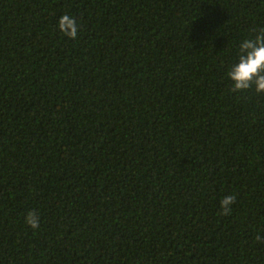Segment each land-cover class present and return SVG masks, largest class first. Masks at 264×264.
Listing matches in <instances>:
<instances>
[{
    "label": "trees",
    "instance_id": "trees-1",
    "mask_svg": "<svg viewBox=\"0 0 264 264\" xmlns=\"http://www.w3.org/2000/svg\"><path fill=\"white\" fill-rule=\"evenodd\" d=\"M261 28L264 0H0V264H264V93L226 78Z\"/></svg>",
    "mask_w": 264,
    "mask_h": 264
},
{
    "label": "clouds",
    "instance_id": "clouds-1",
    "mask_svg": "<svg viewBox=\"0 0 264 264\" xmlns=\"http://www.w3.org/2000/svg\"><path fill=\"white\" fill-rule=\"evenodd\" d=\"M57 28L68 39L77 38L79 25L74 17L62 15L57 21ZM226 78L231 81L234 92L254 90L256 93H264V28L255 30L254 36L240 42L237 56L226 71ZM234 199V196L228 195L221 200L222 214L231 212ZM25 223L32 230H37L40 220L34 212H29Z\"/></svg>",
    "mask_w": 264,
    "mask_h": 264
}]
</instances>
